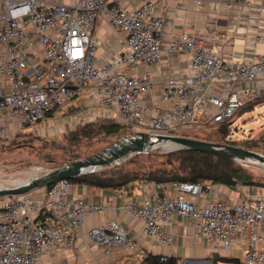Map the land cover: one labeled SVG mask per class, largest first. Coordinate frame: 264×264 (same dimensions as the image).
I'll return each instance as SVG.
<instances>
[{"label":"built area","instance_id":"1","mask_svg":"<svg viewBox=\"0 0 264 264\" xmlns=\"http://www.w3.org/2000/svg\"><path fill=\"white\" fill-rule=\"evenodd\" d=\"M201 5L205 0H195ZM246 1V0H235ZM143 0L134 8L122 0H0V137L13 138L36 125L57 106L87 95L111 107L122 122L153 134H177L197 124H219L232 119L248 102L264 97V51L254 58L234 61L205 44L190 30L173 32L170 48L189 53V71L167 81L159 105L145 100L153 88L150 72L134 73L140 63H158L166 6ZM232 5L233 1H227ZM244 4H252L251 1ZM125 34L122 52L97 63L94 28L98 15ZM224 41L234 33L223 32ZM264 43V25L256 34ZM173 196L153 193L140 205H119L143 222V232L170 245L174 234L166 228L176 218L190 217L195 236L215 248L242 246V264H264V196L227 204L197 201L215 194L212 184L168 181ZM72 182L61 179L43 187V198L31 192L0 196V264H37L52 248H72L85 215L102 205L71 195ZM106 255L127 251L129 264H144L149 253L119 220H109L83 233ZM169 255H161L167 261ZM212 263L211 261L209 262Z\"/></svg>","mask_w":264,"mask_h":264},{"label":"crops","instance_id":"2","mask_svg":"<svg viewBox=\"0 0 264 264\" xmlns=\"http://www.w3.org/2000/svg\"><path fill=\"white\" fill-rule=\"evenodd\" d=\"M58 1L66 4L74 3V0ZM142 1L122 0L127 8H134ZM159 1L161 3L156 6V12L163 11L164 6L167 8L161 59L158 63L149 65L140 63L132 70L134 73L150 72L153 88L145 95V100H155L159 105L167 104L162 100L167 81L170 78H181L189 71V53L170 48L173 32L193 31L203 38L207 46L224 53L234 61L251 59L264 51V43L256 38V34L264 25V0H249L252 4H244L248 0L244 2L232 0V5L227 3L230 0H205L201 5L195 0ZM223 32L234 33L235 37L224 41ZM94 36L98 40L95 51L98 64H102L109 56L121 53L125 47V34L114 29L104 13H100L96 19ZM61 105L52 110L45 120L33 125L31 130L26 128L27 125L24 126L20 135L35 134L58 138L80 125L101 119H117L113 108L103 107L87 95L77 96L74 100ZM204 184H212L216 192L214 195L210 192L204 193L197 199L200 205H205L213 199L233 204L246 197L264 196V188L253 184H238L235 187L209 181ZM43 192V188H37L31 191V196L34 200H40L43 198ZM175 192L176 190L169 184L147 180L120 190L72 182L70 196L81 197L88 204L102 205V209L85 215L72 248L49 249L42 254L37 264H129L127 251L119 249L106 256L92 240L83 236L89 228L109 220H119L149 254L175 257L178 264L189 262L209 264L214 255L229 260L240 259L242 253L240 244L232 248H215L207 240L195 236V226L190 217L184 219L178 217L173 223L166 225V228L174 234V241L170 245H165L144 234L142 220L136 218L127 209L119 207L129 202L140 205L144 197L153 193L173 196ZM205 258L208 260H203Z\"/></svg>","mask_w":264,"mask_h":264},{"label":"rangeland","instance_id":"3","mask_svg":"<svg viewBox=\"0 0 264 264\" xmlns=\"http://www.w3.org/2000/svg\"><path fill=\"white\" fill-rule=\"evenodd\" d=\"M260 99L253 104L251 103L252 105H247L233 117L231 136L235 139L237 146L264 154V99ZM94 124L87 128L88 134L80 135V140H77L74 144H71L66 133L58 138L46 136L43 139L26 140L20 137L17 142L16 140L9 141L8 139L11 138L0 137V186H13V183L43 175L58 165L97 153L121 137L136 135L138 131H146L133 125L124 124V128L119 133L107 134L99 126L103 123ZM32 126V124H28L26 128L28 127V130H31ZM83 132L81 131V134ZM177 133L219 143H226L228 137V135L223 136L220 134L217 128L210 123L197 124L191 129L181 130ZM168 151H170V147L160 144L152 149L153 154H133L118 163L109 165V167L127 163V167L135 165L142 170L148 169L159 165L163 158L162 154ZM241 163L248 169L252 178L257 181L256 186L264 188V164L260 162ZM99 169L101 168L97 170ZM214 258H212L211 264H215V260L218 259L221 260L219 264H234L228 262L229 259L221 258L219 255H214ZM203 260L207 261L208 259ZM186 264L194 263L189 262Z\"/></svg>","mask_w":264,"mask_h":264},{"label":"trees","instance_id":"4","mask_svg":"<svg viewBox=\"0 0 264 264\" xmlns=\"http://www.w3.org/2000/svg\"><path fill=\"white\" fill-rule=\"evenodd\" d=\"M258 100L248 102L244 107L251 103L253 104ZM244 107H242L241 109H243ZM232 119H227L214 126L223 136L228 135L226 143L236 145L235 139L231 136V131L233 128ZM98 122L103 123L99 124V126L107 134L119 133L124 128V124L130 125L120 120L111 118L101 119L96 122H90L84 125H80L75 130L66 133L70 138L71 144H74L77 140H80V135H87V128H89L90 125H95L94 123ZM81 131H84L83 134H81ZM177 135L179 134L177 133ZM20 137L22 139L25 138L26 140L33 138H44L35 134H27L21 136L19 133L17 136L8 140H16L17 142ZM247 147L251 148L250 146ZM147 153L153 154L152 150ZM138 154L141 153H136L134 155ZM162 157V161L159 165L149 167L148 169L142 170L140 168H137L135 165L132 167H127V163H122L121 165H114L110 167L109 165H107L108 167L104 166L99 170L94 169L92 171L79 174L69 180L71 182H81L93 186L112 188L116 190H120L122 188L127 189L131 186V184H135L142 180L154 181L158 183L173 180L200 183L209 181L212 183H222L230 187H235L238 184H257V181L252 178L250 172L242 165L241 161H237L234 159L220 157L201 151H195L187 147L168 151L167 153L162 154ZM51 186L52 184L48 185L47 187ZM219 260L220 259L215 260L214 263L219 264ZM228 262H232L234 264H242L239 258H233L231 260H228ZM144 263L178 264V261L175 257L172 256H169L167 261H162L161 255L149 254V257Z\"/></svg>","mask_w":264,"mask_h":264},{"label":"water","instance_id":"5","mask_svg":"<svg viewBox=\"0 0 264 264\" xmlns=\"http://www.w3.org/2000/svg\"><path fill=\"white\" fill-rule=\"evenodd\" d=\"M171 142V150L187 147L195 151L210 153L241 162H260L264 164V154L230 143H219L177 134H153L138 131L136 135H126L88 157L58 165L40 176L13 186L0 188V196L23 194L43 188L61 179H71L79 174L118 163L136 153H147L160 144Z\"/></svg>","mask_w":264,"mask_h":264},{"label":"bare ground","instance_id":"6","mask_svg":"<svg viewBox=\"0 0 264 264\" xmlns=\"http://www.w3.org/2000/svg\"><path fill=\"white\" fill-rule=\"evenodd\" d=\"M165 146H168V147H172V143L171 142H167V143H163ZM28 179H24V180H22V181H19V182H16V183H13L14 185H16V184H19V183H21V182H24V181H27ZM1 187H5V185H2V186H0V188Z\"/></svg>","mask_w":264,"mask_h":264}]
</instances>
